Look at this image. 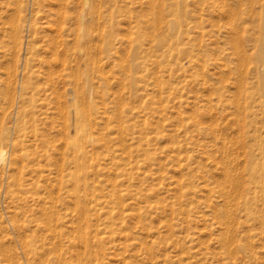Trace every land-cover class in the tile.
<instances>
[{"label":"rangeland","instance_id":"1","mask_svg":"<svg viewBox=\"0 0 264 264\" xmlns=\"http://www.w3.org/2000/svg\"><path fill=\"white\" fill-rule=\"evenodd\" d=\"M0 264H264V0H0Z\"/></svg>","mask_w":264,"mask_h":264},{"label":"bare ground","instance_id":"2","mask_svg":"<svg viewBox=\"0 0 264 264\" xmlns=\"http://www.w3.org/2000/svg\"><path fill=\"white\" fill-rule=\"evenodd\" d=\"M2 153H3V152H2V151H0V158H3V155H2Z\"/></svg>","mask_w":264,"mask_h":264}]
</instances>
